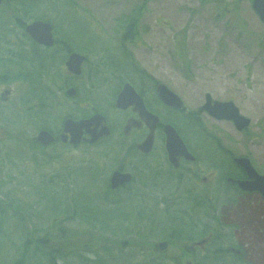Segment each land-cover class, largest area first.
<instances>
[{
	"label": "rangeland",
	"instance_id": "374dc122",
	"mask_svg": "<svg viewBox=\"0 0 264 264\" xmlns=\"http://www.w3.org/2000/svg\"><path fill=\"white\" fill-rule=\"evenodd\" d=\"M72 1L77 3L76 6L68 5L67 0L58 3L63 5V27L72 30L74 35L80 28L85 27L89 30L92 35L90 40L97 46L109 47L120 61L128 62L127 67L124 68L131 73L137 85L165 83L182 98L189 111H197L195 116L200 118L207 133H214L232 157H248L257 171L264 175V22L260 21L253 11L251 0ZM50 4L47 3L46 7L49 9L46 11L53 13ZM137 9H140L141 13L135 38L127 48L122 47V36L129 29V25H121L120 20L130 14H133L132 18L135 19L134 14L137 13L135 12ZM11 11H13L12 6L6 5L3 0L0 17L10 21L16 15ZM10 22L13 23V20ZM9 30L10 39L13 42L17 41L21 29L12 25ZM127 51L134 57L136 65L141 67L143 73H137V69L131 65L132 62L125 58ZM95 60L92 59V63L95 64ZM64 62L58 67L59 72L56 76L59 75V79L49 80L57 91V98L61 103L59 109L57 108L58 113L81 115L82 111L92 113L99 110L109 114L111 121L117 119L119 113L108 108L111 91L116 86L104 80L105 74L96 73L93 78L86 71L89 67L87 66L84 68L82 78L73 80L68 75ZM70 86L77 90L74 98L66 96ZM25 89L26 84L22 81L3 83L0 85V101L4 106L15 105ZM207 93H210L215 100L233 101L241 114L251 119L250 126L239 131L232 121L217 120L204 112L201 107ZM114 127L112 139L103 140L101 144L95 146L77 147L58 142L47 146L46 149L33 151L25 144L26 142L24 144L22 142L20 157L15 150L9 157L4 156L5 151H8L14 142L8 141L7 145L1 146L0 149L2 191H9L14 197L34 203L32 207L40 212L43 204L33 184L60 174L71 184L72 197L75 193L81 194L84 190L95 197L103 196V191L98 187H101L100 183L107 179L109 182L115 168L133 169L130 154L118 156L114 147L108 145V142L120 139L118 124L115 123ZM199 133L200 131L197 130V134ZM2 136L0 129V139ZM21 137L26 139L23 134ZM134 140H138V135H132L128 141ZM156 142H160V139ZM216 149L217 145L212 140L208 142L197 135L199 157L213 155L216 161L223 160V163H226L225 173H240L230 162L232 157L229 161L223 152L220 153ZM202 167L206 171L197 180V190L209 189L211 185V183L201 185L202 177L207 176L211 179L213 177H211L212 170L207 165ZM213 178L215 180L216 177ZM218 178L220 177L217 176ZM130 185L135 186L147 197V207L150 211L153 210L163 216L164 230H166L164 233L179 234L181 226L178 225V221L172 219L171 215H168L175 211L166 204L168 199L166 197L159 199L160 196H157L152 204L153 197L152 194L149 195L151 189L146 174L138 173L135 182ZM130 185L122 192L119 191L120 193L110 194L116 197L117 194L123 195V192H126L125 195L132 198L126 201V205L120 207L126 212L130 211L131 207L139 205L136 199L134 200ZM256 197V195L251 196L252 203L244 199L232 208L225 205L217 214L224 217L222 221L232 220L239 228L241 227L240 236L243 241L238 248L243 250L245 261L249 264H264V204L256 202ZM156 201L160 203L156 204ZM183 206L186 208L185 205ZM169 207L171 209L168 210ZM211 215L210 212V219ZM180 220H185V216H181ZM203 221L210 223L212 219L204 218ZM164 239L165 236L159 241ZM168 253L173 255L179 253V250L170 247ZM14 254L15 250L10 244L0 243V264H8Z\"/></svg>",
	"mask_w": 264,
	"mask_h": 264
},
{
	"label": "trees",
	"instance_id": "16d2710c",
	"mask_svg": "<svg viewBox=\"0 0 264 264\" xmlns=\"http://www.w3.org/2000/svg\"><path fill=\"white\" fill-rule=\"evenodd\" d=\"M61 1L4 0L6 5L12 6L11 12L16 15L15 18H11L13 23L0 17V85L15 81L26 84V89L19 96L17 104H11L9 107L0 101V129L3 135L0 139V149L1 146L7 145L8 141H14L8 151H5V157H9L14 150L20 157L22 142L23 144L26 142L25 144L33 151L46 149L47 146L38 142L36 132L46 129L56 134L65 119L91 115L89 111H82L81 115L58 113L61 103L58 101L57 91L49 80L59 79L60 76H56L59 72L58 67L68 56L70 48L67 51H58L55 48L40 46L24 31L20 19L21 14H24L26 21L33 19L48 21L59 38L64 37L68 40V37L71 38L69 32L72 30L63 27V5L58 4ZM67 1L68 5L77 4L72 0ZM48 2L51 3L50 9L53 13L46 11L49 9L46 7ZM135 12H137L134 14L135 19L132 18L133 14H130L120 20L121 25L128 24V30L132 31L128 35V40L134 39L137 31L141 11L137 9ZM12 25L21 29L20 36L18 35L17 41L14 42L10 39L9 27ZM82 29L86 28L79 30ZM124 40L123 38L121 42L122 47ZM72 47L76 46L72 44ZM125 56L132 62V64L129 62L132 67L137 69V73H143L129 51ZM109 57L101 58L102 64L110 68L115 66L119 70L125 69L128 62L123 63L115 54L112 59ZM132 79L134 80L133 77ZM204 128L197 116V130L200 131L197 135L205 141L212 140L217 145L216 150L223 152L228 159L231 158V153L223 148L221 140L216 138L214 133L208 134ZM22 134L26 139H22ZM13 145L15 147H12ZM206 157L213 158V155L208 154ZM100 184L101 187L98 188L103 191V196L95 197L84 190L72 197L71 184L66 177L55 174L48 179L44 178L40 183L33 184L43 204L40 212L34 210V203L14 197L9 191H2L0 187V194L3 195L0 197V243L7 242L15 250L8 264H185L187 257L192 258L188 247L184 248L183 245L179 246L180 244L172 245L175 250H179V253L173 255L160 249L159 239L168 237L164 233L166 230L163 216L149 210L147 197L135 186L130 185L134 200L136 199L139 205L131 207L132 209L126 212L120 207L126 205V201L132 198L125 195L126 192L112 197V194L120 192L111 189L108 179ZM228 199L224 195L212 197L197 194V222L203 221L204 218L209 220L215 218L218 222L214 228L215 240L207 243L204 249L197 250L196 264H249L242 256L231 255L228 252V244H225L226 230L220 224L217 213L221 205H227ZM159 203L160 201H156V204ZM105 205L107 206L104 207ZM172 213L168 215L176 221H181L179 218L187 215L181 210ZM11 224L13 226H10ZM206 227L209 226L200 229L203 234L209 231ZM184 228H180L176 237H184L187 233ZM200 230L198 229L197 233Z\"/></svg>",
	"mask_w": 264,
	"mask_h": 264
},
{
	"label": "flooded vegetation",
	"instance_id": "af4514ba",
	"mask_svg": "<svg viewBox=\"0 0 264 264\" xmlns=\"http://www.w3.org/2000/svg\"><path fill=\"white\" fill-rule=\"evenodd\" d=\"M21 16L22 17L20 19H22L24 31L29 23L41 20L33 19L26 21V18H24L25 15L21 14ZM76 31L77 33L75 35L73 34V31L69 32L71 38L68 37V40L64 37L59 38L53 31L55 43L50 47L43 46L41 44L39 45L44 48H55V50L58 51H67L70 48L69 54L64 60L65 65L72 53H79L84 55L86 57V60L82 64L81 74L76 75L68 71V75H70L73 80H79L82 78L84 74V68L87 66L89 67L86 68V71L92 77L95 76L96 73L105 74L104 80H106L110 84L112 82V84L116 86L114 90L111 91L112 94L109 99L110 103L108 108L119 113L120 116L117 119L111 121V117L109 114L97 110L92 112L91 115L87 117L73 118L75 120H79L82 118H88L96 113H101L105 116L106 124L110 128L109 136L102 137L94 143L82 141L77 145L71 144L69 140H67L66 142L61 141L60 137L63 131V122L58 133L54 134L51 132L56 138L54 144L61 142L77 147L82 145L95 146L101 144L103 140L112 139V136L115 132L114 124H118L120 139L118 141L108 142V145L114 147L113 149L118 153V156H126L127 154H130L132 158L133 169L117 167L113 170V172L120 171L122 173H131L132 180L124 185L112 188L110 178L109 185L111 189L113 191L122 192L126 186L135 182V178L138 173L146 174L147 182L149 183V188L151 189L149 191V195L151 196L152 194L151 197H153L152 201L157 196L166 197L168 199V201H166V204L170 205L173 210L179 209L181 210V212H185V214H187L184 215L185 220L177 222L181 227H185L184 229H186L187 233L183 238L176 237V233L168 235V237L163 240L167 241L168 243V246L165 250L169 252L170 247L173 248V244H180L179 246L183 245L184 248L188 247V252L191 254L192 259L195 262V255H197V250L204 249L207 243H209L212 239L213 241L215 240V238H213V235L215 233L214 228L217 226L218 222L215 220V218H213L212 222L210 223L204 221L197 222V194H207L212 197L224 195L226 196V198H229L227 206H231V208L234 205L241 203L244 199H246V202L252 203L253 201L251 199V196L253 195L257 196V199L253 200L264 204V196L260 192L256 191L245 192L239 188V185L237 183L229 182V178L240 180L247 179V176L243 169L234 162L235 157H232L230 162H232V165L239 170L240 175L234 174L224 177V175H226L227 173L224 172V166L226 165V163H223V160L221 162L216 161L211 157H206L208 154L203 158L198 156L196 127L197 117L195 116V113L197 114V111H189L186 106L184 107V109H177L163 102L157 94V87L162 82L150 83L148 85L142 83L141 85H137L132 79L133 76L130 75L131 73H129L126 69L119 70L115 68V66H112L114 68L105 66V64H102L101 58L109 57L108 55H110L109 58L112 59L114 52L107 46H97L94 41H91L90 39L92 35H90L89 30L78 29ZM130 32L132 31L127 30L122 36V38L125 39L123 42V47L125 48H127L129 44H132V40L129 41L127 39ZM72 44L76 47H72ZM92 59H96L95 64L92 63ZM126 83H130L134 87L135 91L139 94V96H141L146 110L157 116L159 119L155 128L154 142L151 150L148 152H144L138 148V145L142 143L149 134L150 127L147 121H145V118L142 117L140 111L137 110V105L130 104L126 108L116 106L118 96L120 95ZM76 95L74 97H76ZM131 119L140 121V124L133 126L130 130V133L128 135H125V126ZM168 124L176 129L179 136L184 141L188 152L194 158L186 157L184 154H178L175 160L172 161L170 159V153L167 148L166 141L167 136L164 130L165 126ZM86 135L87 134L85 133L84 136ZM132 135H138V140L128 141ZM157 139H160V142L157 143ZM203 165H207V167L212 170L211 177L213 176L216 178L214 180L213 177L212 179L207 176L202 177L201 185H208L210 183L211 185L209 186V189L197 190V180L200 179L201 175L206 171L205 169H203ZM217 176H219L220 178L217 179ZM216 179L217 182L214 184V181H216ZM218 182H220L221 184L217 185ZM152 204H154V201ZM183 205H185L186 208ZM170 207L168 208V210L171 209ZM221 207L223 206L221 205L219 208ZM217 216L219 217L220 224L223 225L226 230L225 238H227V242L225 244H228V252L231 253V255L242 256L244 258L243 250L238 248V246H240L241 242L243 241L242 237L240 236L241 227L239 228L238 224L235 221L230 220L224 222L222 221V218H224L223 216L221 217L219 214H217ZM197 225H199V227ZM205 226H209L206 227V229H209V231L208 233L203 234V231L201 230L205 229ZM198 229L201 230L197 233ZM217 241L219 240L217 239ZM231 248L238 249L240 250V252L231 250Z\"/></svg>",
	"mask_w": 264,
	"mask_h": 264
},
{
	"label": "water",
	"instance_id": "95a60500",
	"mask_svg": "<svg viewBox=\"0 0 264 264\" xmlns=\"http://www.w3.org/2000/svg\"><path fill=\"white\" fill-rule=\"evenodd\" d=\"M2 2L3 0H0V6ZM251 7L260 21L264 22V0H251ZM25 31L38 44L50 47L55 43L52 25L47 21L37 20L31 22L26 26ZM85 60L86 57L84 55L72 53L66 62L68 71L76 75L81 74L82 64ZM66 94L69 97H74L76 95V89L74 87H70L67 89ZM157 94L166 104H169L177 109H184L185 105L182 98L165 83H160L158 85ZM130 104L137 105V110L140 111L142 117L145 118V121L149 124V134L145 140L138 145L139 149L144 152H148L152 148L155 137V128L159 119L157 116L146 110L141 96H139L130 83H126L118 96L116 106L126 108ZM201 108L217 120L232 121L239 131H243L251 124V119L241 114L239 108L233 101L224 102L215 100L210 93L206 94L205 102ZM139 124L140 121H136L134 119L129 120L128 124L125 126L124 134L128 135L131 128ZM164 130L167 136V148L172 161L176 159L178 154H184L186 157L194 158L188 152L184 141L173 126L168 124L165 126ZM85 133L87 134L86 136H84ZM109 134L110 128L106 124L105 116L101 113H96L88 118H82L79 120H75L73 118L65 119L60 138L62 142L69 140L71 144L77 145L82 141L94 143L102 137L109 136ZM36 138L38 142L44 146H49L56 140L55 136L46 129H41L37 133ZM234 161L244 170L247 179L240 180L229 178V182L237 183L239 187L246 192L256 191L260 192L264 196V175L257 171L248 157L238 156L234 158ZM131 180V173L115 171L111 177V186L112 188H116L130 182ZM167 246V241L159 243L161 250H165ZM231 250L240 252V250L235 248H231ZM188 264L192 263L188 262Z\"/></svg>",
	"mask_w": 264,
	"mask_h": 264
}]
</instances>
